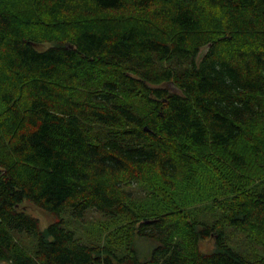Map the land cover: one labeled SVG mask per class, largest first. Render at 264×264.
Wrapping results in <instances>:
<instances>
[{"label":"trees","instance_id":"obj_1","mask_svg":"<svg viewBox=\"0 0 264 264\" xmlns=\"http://www.w3.org/2000/svg\"><path fill=\"white\" fill-rule=\"evenodd\" d=\"M0 104V264H264V0H0Z\"/></svg>","mask_w":264,"mask_h":264},{"label":"rangeland","instance_id":"obj_2","mask_svg":"<svg viewBox=\"0 0 264 264\" xmlns=\"http://www.w3.org/2000/svg\"><path fill=\"white\" fill-rule=\"evenodd\" d=\"M171 89L175 90L176 88L171 86ZM0 110H1V104H0ZM19 207L21 209H23L25 212H27L28 214L32 215L33 217H36L38 219L40 228L46 227L50 222H52L54 220V216L51 213L37 207L36 205L32 204L29 201H23L19 205ZM89 217L90 218H97V217L99 218V216L95 213L90 214ZM139 243L141 245H146V243H144V242H139ZM200 247L204 251L211 250L213 248V239H207L205 241H202L200 244ZM255 249L259 250L260 252L264 251L259 246H256Z\"/></svg>","mask_w":264,"mask_h":264}]
</instances>
